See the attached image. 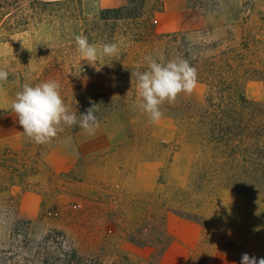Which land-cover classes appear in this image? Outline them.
<instances>
[{
	"label": "rangeland",
	"instance_id": "374dc122",
	"mask_svg": "<svg viewBox=\"0 0 264 264\" xmlns=\"http://www.w3.org/2000/svg\"><path fill=\"white\" fill-rule=\"evenodd\" d=\"M0 4V66L9 71L0 82V114L10 111L2 107L24 83L47 80L59 82L69 106L75 96L126 101L93 135L81 129L73 136L66 126L49 144L25 138L19 154L0 148V264H72L74 252L80 264H241L244 253L264 258V180L254 183L247 167L238 174L217 168V151L196 123L207 86L198 81L190 95L163 104V118L153 124L135 107L136 85L118 84L114 75L122 73L121 61L146 66V55L167 61L185 52L206 58L233 49L230 73L248 100L264 102L258 78L264 72L251 70L264 66V46L246 52L241 45L250 37L264 41V0ZM174 33L185 38L166 37ZM78 34L98 48L118 43L121 53L94 67L75 50ZM193 67L199 76L201 64ZM56 143L76 155L69 173H54L44 161ZM23 191L41 198L29 225L17 224L25 220L17 215ZM163 228L173 242L162 254Z\"/></svg>",
	"mask_w": 264,
	"mask_h": 264
},
{
	"label": "trees",
	"instance_id": "16d2710c",
	"mask_svg": "<svg viewBox=\"0 0 264 264\" xmlns=\"http://www.w3.org/2000/svg\"><path fill=\"white\" fill-rule=\"evenodd\" d=\"M1 5V4H0ZM117 10H113L115 12ZM103 21L107 18H102ZM177 41L184 37L182 33L166 35ZM183 38V39H184ZM189 45V44H187ZM204 45V44H203ZM242 50L246 52L253 51L259 45L264 46V41L256 37L246 39L242 44ZM234 51L229 49L221 52L219 55H213L206 58H193L188 53L183 54L192 66L201 64V73L198 81L205 84L208 88L207 96L203 103L197 105V125L199 131L203 132L202 139L207 145H213L217 151V168L223 171H237L250 168L252 181L261 184L264 180V102L248 100L244 95V88L233 73L232 61L234 60ZM236 58L242 56V53L235 54ZM122 73H114L118 78V84L133 82L135 77L131 72L136 67L124 65L121 61L119 66ZM144 70V67H141ZM252 72H264V66L261 68L252 67ZM258 78L264 81V73H258ZM124 87L121 91L123 92ZM122 92L120 94H122ZM98 106V122L104 121L120 105H126L123 100L116 99L112 94H101L93 96L73 97L70 108L77 111V116L86 112L89 107ZM189 108V107H188ZM81 128L77 126L70 127L69 134L75 136ZM183 217V216H182ZM190 220L188 217H185ZM164 221V219H163ZM27 220H19V225H29ZM162 238L165 239V252L167 247L173 242L172 237L163 228ZM74 261L72 264H80V258L76 252L73 253Z\"/></svg>",
	"mask_w": 264,
	"mask_h": 264
},
{
	"label": "clouds",
	"instance_id": "9594fccd",
	"mask_svg": "<svg viewBox=\"0 0 264 264\" xmlns=\"http://www.w3.org/2000/svg\"><path fill=\"white\" fill-rule=\"evenodd\" d=\"M74 43L81 61L94 67L99 59H115L121 53L118 43H105L98 48L83 34L75 35ZM144 61V70L137 64L136 70L131 72L136 85L135 107L155 124L163 118V104H173L181 93L190 95L194 91L198 75L196 68L180 57L165 61L163 57L146 55ZM8 78L9 71L0 66V82H6ZM60 87L56 80L24 83L9 102L10 111L18 117L23 128L22 134L38 145L51 143L65 131L66 126L78 125L87 135H93L99 126L98 106L89 107L78 119L77 111H73L62 97ZM241 264H264V258L257 259L244 253Z\"/></svg>",
	"mask_w": 264,
	"mask_h": 264
},
{
	"label": "crops",
	"instance_id": "0c3cea01",
	"mask_svg": "<svg viewBox=\"0 0 264 264\" xmlns=\"http://www.w3.org/2000/svg\"><path fill=\"white\" fill-rule=\"evenodd\" d=\"M9 109V103L2 107ZM10 110V109H9ZM23 128L19 124L18 117L11 111L0 114V148L10 154H19L24 150L25 136ZM81 133H77L79 136ZM44 161L48 168L57 174H66L74 170L76 166V155L67 146L56 143L47 154ZM41 208L40 195L33 191H23L19 194L17 215L21 219L35 218Z\"/></svg>",
	"mask_w": 264,
	"mask_h": 264
}]
</instances>
